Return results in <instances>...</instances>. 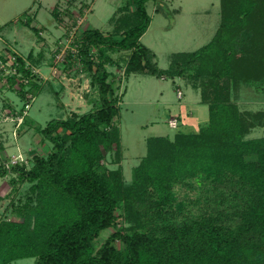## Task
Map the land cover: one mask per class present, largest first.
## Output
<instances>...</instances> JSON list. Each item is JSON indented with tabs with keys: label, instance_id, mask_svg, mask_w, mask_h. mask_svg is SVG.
Here are the masks:
<instances>
[{
	"label": "trees",
	"instance_id": "16d2710c",
	"mask_svg": "<svg viewBox=\"0 0 264 264\" xmlns=\"http://www.w3.org/2000/svg\"><path fill=\"white\" fill-rule=\"evenodd\" d=\"M149 1L122 0L111 33L83 34L97 110L41 128L53 149L47 157L35 156L31 169H7L0 143V179L12 176L8 197L31 184L25 203L12 200L13 219L0 222V264H264V138L248 139L264 126V112L239 107L242 84L264 79V0H221L212 41L196 52L174 54L165 72L141 44L151 23ZM93 47L98 62L88 60ZM114 50L130 52L129 76L188 79L209 109V123L199 133L149 139L129 187L121 169L102 165L105 153L120 156L121 149L115 124L120 109L107 70V52ZM17 63V76L34 88L32 68L20 57ZM17 76L6 82L19 83ZM119 216L128 226L96 252L95 242Z\"/></svg>",
	"mask_w": 264,
	"mask_h": 264
},
{
	"label": "rangeland",
	"instance_id": "374dc122",
	"mask_svg": "<svg viewBox=\"0 0 264 264\" xmlns=\"http://www.w3.org/2000/svg\"><path fill=\"white\" fill-rule=\"evenodd\" d=\"M121 2L0 0V57L4 65V72L0 73V127L3 126L0 128V143L10 156L8 161L1 159L7 169L21 161L31 169L35 156L47 157L52 152L53 145L40 134V129L49 122L97 110L98 90L92 86V74L84 62L82 37L87 27L111 33V20ZM53 8L61 14L59 24L52 14ZM146 9L152 26L143 44L154 45L157 54L155 62L158 69L164 72L170 68L174 54L196 52L212 41L221 23V0H150ZM34 15L36 19L32 20V26L25 25V20ZM71 33H74L75 41L60 57L63 50L61 43ZM241 47L240 44L238 48ZM13 55L22 58L34 69L35 78L31 80L36 86L31 88L26 83L27 87L22 91L24 96L20 83L28 78L24 80L15 74ZM107 55V70L111 74L110 82L114 85L120 109L115 124L121 135V149L120 156L115 150L105 153L102 165L112 171L121 169L123 183L129 187L133 183L134 170L148 154L149 139H174L178 133L197 134L209 123V109L188 79L140 73L129 76L126 70L130 52L114 50L108 51ZM88 60H101L97 48L91 49ZM16 76L18 80L22 79L19 83L11 86L6 82L7 78ZM178 91L183 93L179 92L181 97ZM240 92L239 107L243 112H264V79L242 84ZM33 96L36 99L31 104ZM27 104L31 105L28 110ZM21 119H24V124L18 130ZM171 120L178 121L177 129L170 127ZM23 131H26L25 134ZM260 138H264V126L255 128L248 136V139ZM40 140L41 143H38ZM13 155L16 157H11ZM30 187L31 184H22L14 198L8 197L10 193L5 198L1 197L0 222L13 219L12 200L15 205L25 203ZM5 190L1 196L7 194ZM127 226L125 219L119 216L112 229L101 233L94 244L95 251L113 233ZM115 246L120 251L124 248L121 242H116ZM11 264H35V259Z\"/></svg>",
	"mask_w": 264,
	"mask_h": 264
},
{
	"label": "crops",
	"instance_id": "0c3cea01",
	"mask_svg": "<svg viewBox=\"0 0 264 264\" xmlns=\"http://www.w3.org/2000/svg\"><path fill=\"white\" fill-rule=\"evenodd\" d=\"M57 3H58V1H57ZM56 3V4H57ZM123 6V2H121L120 3V5L118 6V8L116 9V13H115V15L117 14V11L119 10V8H121ZM60 9V8H59ZM57 10V8H53L52 9V14H53V16H54V18H55V20L58 22L59 20H60V13L59 12H57L56 11ZM61 10V9H60ZM59 10V11H60ZM91 10H92V8H91ZM158 11V10H157ZM55 12V13H54ZM56 14H58V16H56ZM114 15V16H115ZM33 19H36V15H34V16H32L31 17V19H29V20H25V22H24V24L25 25H27V26H32V20ZM151 21H152V19H151ZM29 22V23H28ZM58 24H59V22H58ZM86 24H87V21H86ZM151 26H152V22L150 23V26H149V28H148V30H147V32L145 33V35L141 38V44L143 45V46H145L147 49H149L152 53H153V55L155 56V58H154V63L155 64H157L156 62H155V60H156V57H157V54H156V51H155V49L153 48L154 47V45L153 44H151V45H144L143 44V42H144V38L147 36V34L149 33V31L151 30ZM31 28H34V30H36V28L35 27H31ZM88 29H90V28H88L87 27V30ZM43 30V29H42ZM112 31H113V28H112ZM40 34H43L42 32L40 33ZM105 34V33H104ZM107 34H109V33H107ZM106 34V35H107ZM214 37V36H213ZM211 42V41H210ZM210 42H208V44L210 43ZM206 46V45H205ZM32 51V50H31ZM183 53V52H182ZM174 54V53H173ZM179 92H181V91H178V93ZM182 93V92H181ZM183 94V93H182ZM177 98H178V96H177ZM241 102H239V104H240ZM178 119L181 121V116L179 115V117H178ZM1 127H3V126H1ZM0 127V128H1ZM23 128V127H22ZM45 128V127H44ZM21 131H22V129H21ZM25 132L26 131H23V134H25ZM38 136H40V135H38ZM24 137V136H23ZM23 137H22V140H23ZM37 139V138H36ZM38 143H41V140L40 141H37ZM10 144V143H9ZM6 150L2 153V155H1V159H3V160H5V161H8V158H10V156L9 155H7L6 153ZM3 154H5V155H3ZM18 154H19V152H18ZM11 157H16V155H13V156H11ZM9 182H10V178L9 177H7V178H3L2 179V181H0V194H1V192L3 191V190H5L6 188H7V190H5V191H7V194L5 195V196H1L0 195V199H1V197H3V198H5L11 191H12V187L10 186V184H9ZM20 261V260H19Z\"/></svg>",
	"mask_w": 264,
	"mask_h": 264
},
{
	"label": "built area",
	"instance_id": "2783aa9c",
	"mask_svg": "<svg viewBox=\"0 0 264 264\" xmlns=\"http://www.w3.org/2000/svg\"><path fill=\"white\" fill-rule=\"evenodd\" d=\"M73 30H75V29H73ZM74 41H75V37H74V33H71V35H70V37H68L66 40H65V42H62L61 43V45H62V48H63V50H62V55H60V57H63L64 55H65V53H66V50L68 49V47H69V45L70 44H72V43H74ZM17 57L18 56H15V55H13L12 57H11V59H13L14 60V63H13V65H12V67H14V69H15V74L17 75V68H18V63H17ZM2 57H0V73H2V72H4V65H3V61H2V59H1ZM5 59H7L6 58V56L4 57ZM26 65H27V67H29V64H28V62H26ZM3 68V69H2ZM32 72H33V74H34V69H33V67H32ZM25 83H28V80H26L25 81ZM181 93H179V96L181 97ZM35 99H36V97L35 96H33V97H31V104L35 101ZM30 104L28 105H26V107H27V110L28 109H30ZM24 124V119H21L20 120V122H19V124H18V130L21 128V126ZM169 125H170V127H172L173 129H177L178 128V121L177 120H171L170 122H169ZM22 162L23 161H21L20 163H18V162H16L15 163V165H17V164H22Z\"/></svg>",
	"mask_w": 264,
	"mask_h": 264
}]
</instances>
